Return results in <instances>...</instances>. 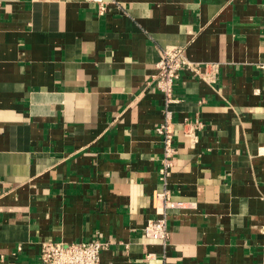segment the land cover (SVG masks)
Returning <instances> with one entry per match:
<instances>
[{
  "label": "crops",
  "instance_id": "obj_1",
  "mask_svg": "<svg viewBox=\"0 0 264 264\" xmlns=\"http://www.w3.org/2000/svg\"><path fill=\"white\" fill-rule=\"evenodd\" d=\"M171 46L218 71L173 87L183 206L163 245L143 227ZM45 239L105 241L99 264H264V0H0V264H35Z\"/></svg>",
  "mask_w": 264,
  "mask_h": 264
},
{
  "label": "built area",
  "instance_id": "obj_2",
  "mask_svg": "<svg viewBox=\"0 0 264 264\" xmlns=\"http://www.w3.org/2000/svg\"><path fill=\"white\" fill-rule=\"evenodd\" d=\"M98 13L105 9V0H95ZM155 72L151 76L156 89L163 96L162 119L155 127L162 142V156L158 168L162 189L155 191L154 196L161 202L158 217L149 218L143 227V234L150 239L158 240L165 245L169 239L167 227V210L181 208L183 202L172 198L168 188L169 177L175 161L174 120L171 103L176 101L173 87L181 70H187L209 84L216 81L217 63L193 62L184 54L183 46H171L162 49L161 56L155 63ZM183 134L189 137L192 144L197 141L198 132L204 127L199 118L182 120ZM107 242L101 240L64 242L45 239L40 242L39 259L35 264H99L100 252L106 248Z\"/></svg>",
  "mask_w": 264,
  "mask_h": 264
}]
</instances>
